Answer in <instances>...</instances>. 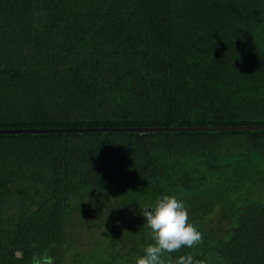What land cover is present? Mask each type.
I'll return each instance as SVG.
<instances>
[{
  "label": "trees",
  "instance_id": "obj_1",
  "mask_svg": "<svg viewBox=\"0 0 264 264\" xmlns=\"http://www.w3.org/2000/svg\"><path fill=\"white\" fill-rule=\"evenodd\" d=\"M215 125H264V0H0V128ZM165 193L166 258L264 264V129L0 133V264H134Z\"/></svg>",
  "mask_w": 264,
  "mask_h": 264
},
{
  "label": "clouds",
  "instance_id": "obj_2",
  "mask_svg": "<svg viewBox=\"0 0 264 264\" xmlns=\"http://www.w3.org/2000/svg\"><path fill=\"white\" fill-rule=\"evenodd\" d=\"M139 211L150 229L151 242L134 264H203L191 254L165 257V253H175L182 247L192 248L202 239V232L189 219L184 200L165 193Z\"/></svg>",
  "mask_w": 264,
  "mask_h": 264
},
{
  "label": "water",
  "instance_id": "obj_3",
  "mask_svg": "<svg viewBox=\"0 0 264 264\" xmlns=\"http://www.w3.org/2000/svg\"><path fill=\"white\" fill-rule=\"evenodd\" d=\"M264 129V125H215V126H148V127H32L0 128V133H40V132H85V131H179V130H236Z\"/></svg>",
  "mask_w": 264,
  "mask_h": 264
},
{
  "label": "rangeland",
  "instance_id": "obj_4",
  "mask_svg": "<svg viewBox=\"0 0 264 264\" xmlns=\"http://www.w3.org/2000/svg\"><path fill=\"white\" fill-rule=\"evenodd\" d=\"M92 216V212H89V217ZM96 220H98L96 218ZM213 223L217 226L221 225L223 227H226L227 225V220L225 218L222 217V215L220 213H215L213 216ZM76 223V231L80 234V238L83 242H88L91 238L92 235V230L88 229V227L84 224V222L81 221V219L77 218L75 220ZM97 230L93 231V234L96 232Z\"/></svg>",
  "mask_w": 264,
  "mask_h": 264
}]
</instances>
